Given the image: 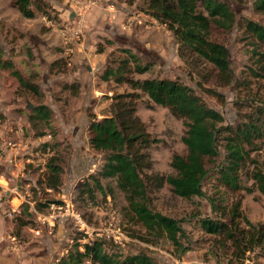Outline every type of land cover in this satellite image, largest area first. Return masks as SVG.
Listing matches in <instances>:
<instances>
[{
	"label": "rangeland",
	"instance_id": "rangeland-1",
	"mask_svg": "<svg viewBox=\"0 0 264 264\" xmlns=\"http://www.w3.org/2000/svg\"><path fill=\"white\" fill-rule=\"evenodd\" d=\"M146 1L31 0L33 17L25 18L13 0H0V55L37 85L32 93L9 70L0 69V264H58L76 245L82 251L83 244L94 240L105 242L107 253L143 252L156 264H264V251L255 248L243 259L233 258L229 243L209 235L200 225L206 218L223 219L221 212L228 218L239 200L241 216L264 226V196L245 174L240 182L249 192L232 194L217 184L214 172L222 159L221 147L220 156L207 162L203 196L182 200L166 183L150 190V208L178 220L185 233L178 247L164 238L142 241L146 234L128 222L125 202L114 182L100 178V190L91 181V176L99 178L96 173L103 156L89 146L88 127L109 115L114 95L131 92L127 84L103 81L101 75L119 61L132 63L129 55L148 70L126 77L180 81L221 114L222 125H235L251 110L264 107V71L260 69L264 45L257 44L245 28L247 22L264 26V12L254 0H221L234 15L227 32L212 34L228 52L233 80L227 85L207 63L180 58L175 39L150 15ZM208 89L219 96L208 95ZM140 95L135 115L157 141L149 148V173L169 175L172 156L185 153L181 142L185 126L167 108ZM39 105L50 111L46 125L33 119ZM9 141L15 147L4 149ZM252 158L256 169L264 173V148ZM50 159L61 169L57 190L46 187ZM84 183H90L92 199ZM64 201L70 202L79 221L57 219L53 226L49 220L41 221L50 216V204ZM107 229L115 231L114 237L106 235Z\"/></svg>",
	"mask_w": 264,
	"mask_h": 264
},
{
	"label": "trees",
	"instance_id": "trees-1",
	"mask_svg": "<svg viewBox=\"0 0 264 264\" xmlns=\"http://www.w3.org/2000/svg\"><path fill=\"white\" fill-rule=\"evenodd\" d=\"M254 4L264 12V0H254ZM13 5L25 18L33 17L31 0H13ZM146 7L150 15L172 34L181 59H198L207 63L223 84L231 83L233 76L227 49L212 39L213 32L225 33L234 24V15L227 3L221 0H147ZM245 28L257 44L264 45L263 25L247 22ZM106 43L111 44L110 41ZM102 51L101 47L97 50L98 53ZM129 57L133 59L132 63L129 59L119 61L116 67H107L101 75L103 81L127 84L131 92L114 95L109 115L91 122L88 127L89 146L103 156V164L96 173L99 178L91 176V181L100 190V178L114 182L125 202L123 213L128 222L139 226L146 234L144 238L141 237L142 241L148 243L153 239L164 238L178 247L185 233L178 220L150 208V190L166 183L171 193L182 200L203 196L202 182L208 174L207 162L220 156L221 147L222 159L214 172L217 184L232 194L241 190L249 192L251 189L240 182L241 175L245 174L251 186L264 196V173L256 169L252 158V154L264 148V107L251 110L235 125H222L221 114L208 107L192 88L180 81L126 77L148 70V66H141L134 56ZM0 69L9 70L24 89L37 92V85L25 79L13 63L3 60L1 55ZM260 69L264 71V65ZM205 92L214 97L219 96L209 89ZM140 94L154 104L167 108L185 126V134L181 138L185 153L172 156V173L169 175L149 173L152 168L149 148L157 141L151 138L145 125L135 115ZM49 113L46 106H36L33 119L46 125ZM46 147L44 143L43 148ZM47 169L46 187L57 190L60 185V166L50 159ZM84 187L86 195L92 199L90 183H84ZM239 205V200L233 203L228 218L226 212H221L219 217L223 216V219L206 218L200 225L209 235L228 242L233 258L243 259L247 252L251 253L255 248L264 251V226L253 225L242 217ZM211 207L215 208L212 201ZM240 222L244 226H240ZM105 246V242L94 240L83 244L80 251L76 245L74 251L58 264H156L143 252L122 256L118 252L107 253Z\"/></svg>",
	"mask_w": 264,
	"mask_h": 264
},
{
	"label": "built area",
	"instance_id": "built-area-1",
	"mask_svg": "<svg viewBox=\"0 0 264 264\" xmlns=\"http://www.w3.org/2000/svg\"><path fill=\"white\" fill-rule=\"evenodd\" d=\"M73 30V29H72ZM74 35H77V30H74ZM4 149L5 148H9V149H13L15 147V144L12 142H5L4 143ZM3 148V146L1 147ZM49 209L51 210V214L50 216L47 217H42V222H45L49 220L48 224L50 226H53V221L60 219V220H64V219H72L75 220L76 222L79 221V215L73 211L70 202H66L64 201V204L62 205H56L55 203L50 204ZM35 233H39L37 230L34 231ZM115 231H112L111 229H107L106 230V235H108V237L113 236L114 237ZM12 242H14V239H11ZM88 263V262H86Z\"/></svg>",
	"mask_w": 264,
	"mask_h": 264
},
{
	"label": "water",
	"instance_id": "water-1",
	"mask_svg": "<svg viewBox=\"0 0 264 264\" xmlns=\"http://www.w3.org/2000/svg\"><path fill=\"white\" fill-rule=\"evenodd\" d=\"M71 17H73V15H71ZM27 108H29V106Z\"/></svg>",
	"mask_w": 264,
	"mask_h": 264
}]
</instances>
